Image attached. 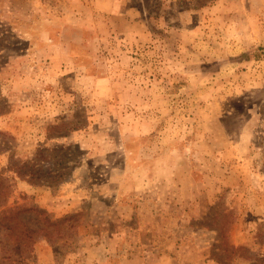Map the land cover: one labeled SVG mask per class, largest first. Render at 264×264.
Returning a JSON list of instances; mask_svg holds the SVG:
<instances>
[{
  "label": "rangeland",
  "instance_id": "obj_1",
  "mask_svg": "<svg viewBox=\"0 0 264 264\" xmlns=\"http://www.w3.org/2000/svg\"><path fill=\"white\" fill-rule=\"evenodd\" d=\"M0 264H264V0H0Z\"/></svg>",
  "mask_w": 264,
  "mask_h": 264
},
{
  "label": "trees",
  "instance_id": "obj_2",
  "mask_svg": "<svg viewBox=\"0 0 264 264\" xmlns=\"http://www.w3.org/2000/svg\"><path fill=\"white\" fill-rule=\"evenodd\" d=\"M57 177H58V176L54 175V177H51V178H57ZM53 185H55V184L53 183ZM56 186H59V185L56 184L55 187H56Z\"/></svg>",
  "mask_w": 264,
  "mask_h": 264
}]
</instances>
